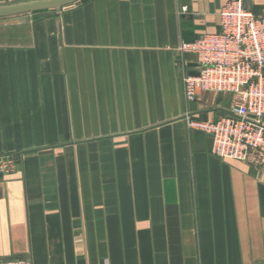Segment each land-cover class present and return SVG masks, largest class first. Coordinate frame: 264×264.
<instances>
[{"label": "crops", "instance_id": "1", "mask_svg": "<svg viewBox=\"0 0 264 264\" xmlns=\"http://www.w3.org/2000/svg\"><path fill=\"white\" fill-rule=\"evenodd\" d=\"M18 0H0V3ZM227 0H80L0 17V259L33 264H264V167L221 159L189 120L183 42ZM264 15V0H247ZM186 6L187 10L182 11Z\"/></svg>", "mask_w": 264, "mask_h": 264}, {"label": "built area", "instance_id": "2", "mask_svg": "<svg viewBox=\"0 0 264 264\" xmlns=\"http://www.w3.org/2000/svg\"><path fill=\"white\" fill-rule=\"evenodd\" d=\"M219 17L218 32L179 47L196 57L199 72L185 75L184 93L188 101L203 93H225L230 107L216 121L189 120L188 125L212 137L213 155L264 167V15L255 14L247 0H227ZM17 166L15 154L0 153V178L13 174ZM0 264L33 262L0 259Z\"/></svg>", "mask_w": 264, "mask_h": 264}, {"label": "water", "instance_id": "3", "mask_svg": "<svg viewBox=\"0 0 264 264\" xmlns=\"http://www.w3.org/2000/svg\"><path fill=\"white\" fill-rule=\"evenodd\" d=\"M80 0H18L8 3H0V17H10L43 10L58 9L72 5ZM190 75H199L196 70L190 71Z\"/></svg>", "mask_w": 264, "mask_h": 264}]
</instances>
